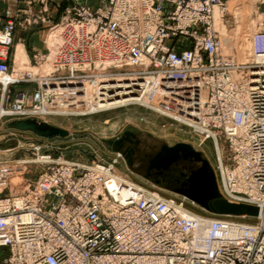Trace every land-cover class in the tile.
Here are the masks:
<instances>
[{
	"label": "built area",
	"instance_id": "2783aa9c",
	"mask_svg": "<svg viewBox=\"0 0 264 264\" xmlns=\"http://www.w3.org/2000/svg\"><path fill=\"white\" fill-rule=\"evenodd\" d=\"M34 1L45 13L63 0ZM234 7L235 0H99L95 9L75 3L53 27V50L39 59L52 60L54 71L28 72L25 81L37 85L31 106L18 90L1 116L56 112L65 90L60 82L77 78V71L86 70L79 79L96 82L97 108L105 87L125 85V100L145 98L202 140H223L231 164L219 163L220 194L256 206L258 216L249 223L193 217L183 201L173 204L151 190L121 182L110 189L115 162L82 168L56 161L36 184L23 170L6 174L0 249L7 254L0 264H264V205L258 203L264 201V0L254 2L252 15L260 21L247 38L252 51L245 60L225 52L215 27ZM228 15L235 23L234 12ZM5 17L0 86L8 100L18 80L8 67L15 16Z\"/></svg>",
	"mask_w": 264,
	"mask_h": 264
},
{
	"label": "rangeland",
	"instance_id": "374dc122",
	"mask_svg": "<svg viewBox=\"0 0 264 264\" xmlns=\"http://www.w3.org/2000/svg\"><path fill=\"white\" fill-rule=\"evenodd\" d=\"M98 2L99 0H97L95 6H91L85 3L84 0L58 1L56 6L49 5L48 11L44 13L42 12V7L34 0H27L26 4L32 9V12L29 13L27 9H16L6 10L3 15H0V23H2L0 28L5 24L7 12H11L15 16V31L13 33L8 67L11 79L18 80L17 83L12 84L8 88V95L10 96L8 100L6 99L5 91L0 86V110L11 104L14 94L18 90H23L27 93L28 105L31 106L32 91L36 89L37 85L34 81H25L28 79V72H32L37 76L41 73L44 74V68L47 66L50 67L49 71H54L55 69L52 60H48L45 63L39 60L47 53L48 49L52 51L54 48L52 46L55 45L56 41L53 38L52 32L56 31V29H53V27L60 23L66 10L71 8L73 4L77 3L79 6L87 5L95 9L98 7ZM235 3L237 8L243 7L241 1L235 0ZM234 8H230L228 14L232 15ZM228 14L225 15L224 24H226V31L229 34L236 29L237 23L236 20L234 23L232 16ZM251 18L254 17L252 14H249L242 20L241 35L243 40H246L245 37L251 32L246 29V23ZM17 44L23 47L27 56V63L16 64L13 49L15 46H18ZM232 53L234 57L241 58L238 56L236 50ZM77 68L79 66L75 70ZM85 71H77L75 75H78V77L75 79L60 82L65 90L64 92L61 91V95L57 100L56 112L45 117L29 116L20 119L7 116L2 117L0 114V188L5 184L4 180L7 173L14 174L22 170V177L31 184H36L39 176L47 168L48 163L56 161L75 163L82 168H90L95 165L108 167V165L115 162L114 167L117 177L127 178L137 187L147 188L164 198L172 199L177 204L183 201L184 207L191 209L196 214L204 215L207 218H214V216L201 209L179 192L173 190L178 187L177 178L181 172L187 174V182L188 186H190L197 172L205 167L201 162L193 160L196 163H191L192 165L182 162L171 166L170 171H165L166 177L159 179L161 180V184H156L153 181L154 178L147 177L150 160L158 153L160 147L185 143L190 145L195 151L200 152L204 159H207L216 181L219 183L217 185L221 186L219 162L216 158L214 141L211 139L202 140V136L199 133L176 121L170 115H162L153 109V103H150L151 106L146 100H138L139 103H143L146 106L124 105L108 110H96L92 114L91 111L97 109L95 97L96 82L86 81L84 77H82L83 79H79L80 72ZM117 71L110 69V72ZM83 74L88 75L91 73L88 71ZM82 85L87 90H85V93L80 92L79 87H82ZM115 99H117L115 95H105L104 101ZM147 100L149 101L148 98ZM124 101H114L112 105L105 103L98 108H112L123 103L135 102L134 99ZM53 111H55V108H53ZM73 111L79 113L73 114ZM23 119H35L48 124L51 123L50 125L52 126L66 130L69 135L67 137L44 140L39 139L32 132H19L6 127L10 121ZM126 132L135 134L139 140L138 149L131 162L127 160L120 149L114 151L112 148L116 147L110 144L111 141H115L116 138ZM218 142L222 155V165L225 168L229 167L231 161L227 145L223 140H219ZM117 154L120 156L118 157ZM42 157H48V159H42ZM186 165L190 167L189 170L181 168V166L186 167ZM169 177H172L174 180L169 182ZM7 194V190L0 192V196ZM250 221H252L250 218L245 217L244 222L249 223ZM6 251V249H0V262L6 256Z\"/></svg>",
	"mask_w": 264,
	"mask_h": 264
},
{
	"label": "water",
	"instance_id": "95a60500",
	"mask_svg": "<svg viewBox=\"0 0 264 264\" xmlns=\"http://www.w3.org/2000/svg\"><path fill=\"white\" fill-rule=\"evenodd\" d=\"M7 128L19 132H32L39 139H53L67 137L69 133L44 121L35 119L13 120L7 123ZM117 141H111L114 144ZM114 151L117 148H112ZM191 159L201 162L205 167L197 172L191 185L179 193L199 206L209 214L225 217H255L258 209L251 205L236 204L227 201L218 191L217 181L213 170L202 154L195 151L190 145L177 143L174 146H163L161 152L153 159L152 166L166 167L180 159ZM206 183H204V182Z\"/></svg>",
	"mask_w": 264,
	"mask_h": 264
},
{
	"label": "bare ground",
	"instance_id": "6f19581e",
	"mask_svg": "<svg viewBox=\"0 0 264 264\" xmlns=\"http://www.w3.org/2000/svg\"><path fill=\"white\" fill-rule=\"evenodd\" d=\"M241 1V4H242V8H235L234 9V14H235V17H236V23H237V26H236V29L233 31V32H230L229 34L227 33L226 31V26L224 25V23H222L219 19L216 20V23H215V27L216 29L221 33L222 35V40H223V48L225 50L226 53H230V54H233L232 52H234L235 50L237 51L238 53V56L241 57V58H237L239 60H245L248 55H249V52L252 51V48H251V43H250V38H249V35L251 34V32L245 37L246 40H243V37L241 35V28L243 26V23H242V20L243 18H245V16L249 15V14H252L254 12V2L255 0H239V2ZM254 17V16H253ZM216 18H217V14H216ZM238 21L240 22L238 24ZM260 21V18H251V19H248L247 23H246V29H248V31H253L254 29H256V25L258 24V22ZM241 24V25H240ZM250 40H248V39ZM247 42V43H246ZM245 43V44H244ZM56 45V43H55ZM54 45V46H55ZM52 46V48L54 47ZM22 57H23V48L22 46L18 45L16 47V51H15V62H21L22 61ZM50 70V67H45L44 68V74L47 75L48 72ZM111 84V82H110ZM103 89V87L101 88V90ZM125 85H117L115 84L114 86H109L108 88L105 87L104 88V91L105 93H103L104 95L102 97H100V105H104L105 103H107V105H112L114 101H119V100H125ZM107 92V93H106ZM105 95H115L117 96V99L115 100H107V101H104L105 100ZM131 97V96H130ZM128 98V97H127ZM135 100V98H132ZM144 99L140 100V101H144ZM104 101V102H103ZM125 101H129V100H125ZM124 101V102H125ZM136 101V100H135ZM130 103H133L132 105H143V106H146L145 104L143 103H139L137 102V104L135 102H130ZM119 104V103H118ZM136 107V106H134ZM113 108H118V105L117 106H114L112 108H105V107H100V108H97L95 110H92V112H96V110H108V109H113ZM130 108V107H129ZM152 109V108H150ZM154 109V108H153ZM156 111H158L159 113H161L162 115H168L166 111L164 110H161V109H154ZM1 111V110H0ZM55 112V111H54ZM85 112V111H84ZM61 113V112H60ZM74 113H79L77 111H73V114ZM1 114V112H0ZM59 114V112H58ZM64 114V113H63ZM71 114V113H70ZM82 114V113H81ZM84 114V113H83ZM93 114V113H92ZM56 115V114H55ZM80 115V114H79ZM51 124V123H50ZM204 144V143H203ZM214 146H215V152H216V158L218 159V162L219 163H222V155H221V151H220V148H219V145H218V142L217 141H214ZM196 149V148H195ZM205 152V151H204ZM207 160V159H206ZM213 163V162H212ZM217 164V163H216ZM215 164V165H216ZM221 165V164H220ZM217 166V165H216ZM215 166V167H216ZM222 167V166H221ZM223 168V167H222ZM224 170V169H223ZM117 182H121L122 185H126L127 187H131V188H136L137 186L131 182V180L127 179V178H119L116 176L115 174V170L114 172H112V175L111 177L108 179V185L110 187V189H114L115 186H116V183ZM219 185V183H217ZM217 185V186H218ZM139 187V186H138ZM142 188V187H141ZM143 189H147V188H143ZM148 190V189H147ZM221 188L220 186H218V191L220 192ZM125 193H127L125 191ZM156 195H158L160 198H163L164 200L168 201V202H171V203H175L172 199L170 198H164L163 196L159 195L156 193ZM222 195V194H221ZM223 196V195H222ZM260 204V207H262L264 205V201L263 200H260L258 202ZM177 205V204H175ZM256 207V206H254ZM257 208V207H256ZM185 211L188 212L190 215H192L193 217H205L204 215H200V214H196L195 212H193L191 209H188L187 207H184ZM212 215V214H211ZM214 217H216L215 215H212ZM258 216V214L256 215ZM255 216V217H256ZM218 217H222L224 219H232V218H236V217H225V216H218ZM255 217H246V218H255ZM238 218H242V217H238ZM245 218V217H244Z\"/></svg>",
	"mask_w": 264,
	"mask_h": 264
},
{
	"label": "flooded vegetation",
	"instance_id": "af4514ba",
	"mask_svg": "<svg viewBox=\"0 0 264 264\" xmlns=\"http://www.w3.org/2000/svg\"><path fill=\"white\" fill-rule=\"evenodd\" d=\"M115 141H117V142H115L113 144L114 147H116L117 149H120L122 151V153H124V155L127 158V160L129 162H131V160L134 158V155H135V153H136V151L138 149L137 146L139 144V140L137 139V136L135 134H133V133L126 132V133H123L122 135H120L118 138H116ZM162 147H160V150L158 151V153L155 154L154 157H152V159L150 160V166L148 167V173H147V177L148 178H150V177L154 178L153 181L156 184H161V180H159V179L161 177L162 178L166 177L165 171H167V172L170 171V167L171 166L178 165V164H180L182 162L190 163V164L191 163H193V164L196 163V162H194L191 159L180 158V159L174 161L173 163L169 164L166 167H163V166H159V167L152 166L153 159L161 152V148ZM191 165H189V166H191ZM181 168H183L185 170H189L190 167H188L186 165V167L185 166H181ZM171 180H174V179L172 177H169V182ZM187 180H188L187 174L185 172H181L178 175V178H177V182L179 183L178 187L174 188L173 190L177 191V192H180V191L186 189L188 187Z\"/></svg>",
	"mask_w": 264,
	"mask_h": 264
},
{
	"label": "crops",
	"instance_id": "0c3cea01",
	"mask_svg": "<svg viewBox=\"0 0 264 264\" xmlns=\"http://www.w3.org/2000/svg\"><path fill=\"white\" fill-rule=\"evenodd\" d=\"M84 1H85V3H88L91 6H95L97 4V0H84ZM26 3H27V0H0V15H3V13L6 10H16V9H27L29 13L32 12V9L30 7H28V5ZM1 25H2V23H0V26ZM16 47L17 46H15L13 49L14 55H15ZM23 63H27V56H26L24 49H23L22 63L17 62L16 64L20 65Z\"/></svg>",
	"mask_w": 264,
	"mask_h": 264
}]
</instances>
